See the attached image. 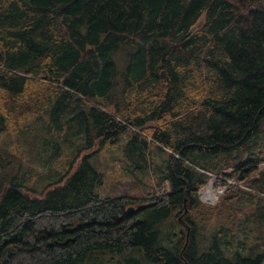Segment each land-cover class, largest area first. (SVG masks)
<instances>
[{
	"label": "trees",
	"instance_id": "1",
	"mask_svg": "<svg viewBox=\"0 0 264 264\" xmlns=\"http://www.w3.org/2000/svg\"><path fill=\"white\" fill-rule=\"evenodd\" d=\"M263 226L264 0H0V264H264Z\"/></svg>",
	"mask_w": 264,
	"mask_h": 264
},
{
	"label": "rangeland",
	"instance_id": "2",
	"mask_svg": "<svg viewBox=\"0 0 264 264\" xmlns=\"http://www.w3.org/2000/svg\"><path fill=\"white\" fill-rule=\"evenodd\" d=\"M204 19H205L204 16H202L201 19L198 21V23L194 26L195 31L201 27ZM127 138H128V136L124 135L121 138L123 141L119 140L114 144L113 143L109 144L107 142L106 145L103 147V149L98 151L94 155V160H95L96 166H98L99 169L102 170L105 174L104 191H103L104 194H102L104 196H109V195H105V194H108L111 191V189L117 187L118 182L132 179L128 175L126 162L124 161V157L122 155L123 144ZM39 170L42 174L44 173V169L42 168V166H40ZM157 173H158L157 168H156V166L154 167V165H153L152 170H150L149 172L148 171L145 172V175H147V176L150 175L148 178H145V175H144V179H143L141 176V179H140L141 187L142 188L152 187V189L155 190L156 189V182L159 179V177L156 176ZM230 182H232V181L230 180ZM137 183L138 182L135 181V184H137ZM242 187L247 188V186H245V185H242ZM207 188L208 189L211 188L213 190V192H215L217 194L216 199L208 200V199L204 198L203 193L208 190ZM226 188H227L226 186L225 187L224 186H216L214 183V180L212 179L209 181V183L206 186H204L200 190V192H199L200 199L203 203L215 205L220 201V199H221L224 191L226 190ZM239 205L241 206V208H244L245 211H243L242 209L239 210L240 212L235 217L237 222L235 223L234 230H232V231H233V234L236 235L237 237L235 238V242L232 244L233 246L240 245L239 241L237 240L238 236L239 237L242 236V237H245L247 239L252 238V234H250L246 231L249 230L248 226L252 225L253 223L250 222V225H246L245 221H244L246 214H248L249 212H252V211H247L249 209V207H247V205H244V204H243V206H242V204H239ZM218 225L219 224H216L213 221L210 222V225L207 227V230L205 231L206 240L204 241V244H206L209 241L210 235L213 233L214 230L216 231V228H218ZM261 230H262V232H264V226L261 228ZM228 234L232 235L230 231L228 232ZM256 234L258 237H261L259 232H256ZM228 237H229V235H228ZM262 237H264V234H262ZM134 255H139L136 250L125 253L124 255H116V256H114V258L120 257V258L125 259L129 256H134Z\"/></svg>",
	"mask_w": 264,
	"mask_h": 264
},
{
	"label": "bare ground",
	"instance_id": "3",
	"mask_svg": "<svg viewBox=\"0 0 264 264\" xmlns=\"http://www.w3.org/2000/svg\"><path fill=\"white\" fill-rule=\"evenodd\" d=\"M208 189V188H207ZM204 198L211 200V199H216L217 194L213 192L211 188H209L207 191L203 193Z\"/></svg>",
	"mask_w": 264,
	"mask_h": 264
}]
</instances>
